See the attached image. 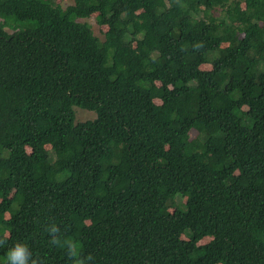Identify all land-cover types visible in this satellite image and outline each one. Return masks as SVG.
Wrapping results in <instances>:
<instances>
[{
  "label": "trees",
  "instance_id": "trees-1",
  "mask_svg": "<svg viewBox=\"0 0 264 264\" xmlns=\"http://www.w3.org/2000/svg\"><path fill=\"white\" fill-rule=\"evenodd\" d=\"M14 246L264 264V0H0V264Z\"/></svg>",
  "mask_w": 264,
  "mask_h": 264
},
{
  "label": "rangeland",
  "instance_id": "rangeland-1",
  "mask_svg": "<svg viewBox=\"0 0 264 264\" xmlns=\"http://www.w3.org/2000/svg\"><path fill=\"white\" fill-rule=\"evenodd\" d=\"M61 5L65 8L68 4L72 3V0H60ZM91 23V27L93 29V31L98 34L99 33V37H101L100 32H98L99 28L97 27L96 23L94 22V19L90 20ZM8 30V29H7ZM9 33H11V31L8 30ZM76 111V115H77V119L78 121H83L86 119H91L93 118L94 114L87 112V111H81V109L79 108H75ZM5 259L0 260V262H4Z\"/></svg>",
  "mask_w": 264,
  "mask_h": 264
},
{
  "label": "clouds",
  "instance_id": "clouds-1",
  "mask_svg": "<svg viewBox=\"0 0 264 264\" xmlns=\"http://www.w3.org/2000/svg\"><path fill=\"white\" fill-rule=\"evenodd\" d=\"M55 242H56L55 239H53L52 243H55ZM25 250H26L25 248L14 246L8 253L7 259L9 261V264L10 262L11 264H15V262L17 261H19V264H26L25 255H24Z\"/></svg>",
  "mask_w": 264,
  "mask_h": 264
}]
</instances>
